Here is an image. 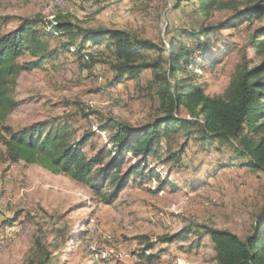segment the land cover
<instances>
[{
	"label": "rangeland",
	"instance_id": "obj_1",
	"mask_svg": "<svg viewBox=\"0 0 264 264\" xmlns=\"http://www.w3.org/2000/svg\"><path fill=\"white\" fill-rule=\"evenodd\" d=\"M246 1L221 0V7L200 15L194 2L175 10V0H0V17L11 19L1 32L15 29L19 18L42 17L52 22L60 16L84 29L123 30L163 49L182 30L226 21ZM262 24L221 30L212 38L216 59L212 67L196 54L188 70L197 74L205 95H222L243 50L253 65L260 63L262 55H256L247 43ZM63 41L52 39L49 48H58ZM99 53L87 69L80 67L84 62L73 53L61 52L41 69L20 72L12 91L18 105L5 124L21 129L52 119L67 122L73 143L86 133L91 135L82 150L92 157L104 145L110 146L111 131L98 130L106 119L133 128L155 121L162 111L154 88L148 89L152 73L143 72L137 79L108 88L113 56L105 50ZM144 58L153 61L159 54L145 52ZM29 60L27 54L18 58L19 63ZM178 115L189 118L183 109ZM183 141V136L170 134L161 140V147L178 151ZM222 149L203 153L198 143L189 141L176 164L148 158L158 178H130L110 205L66 175L11 162L0 144V264H39L42 260L46 264H147L139 258L145 241L156 243L145 252L159 255L152 264H215L205 238L192 250L187 248L193 236L170 245L157 243V239L199 225L229 231L241 240L252 234L264 207V172L238 164L218 168L229 157ZM159 155L164 156L163 149ZM129 166L125 158L122 171ZM159 179L168 183L162 190ZM103 186V191L112 193Z\"/></svg>",
	"mask_w": 264,
	"mask_h": 264
},
{
	"label": "trees",
	"instance_id": "obj_2",
	"mask_svg": "<svg viewBox=\"0 0 264 264\" xmlns=\"http://www.w3.org/2000/svg\"><path fill=\"white\" fill-rule=\"evenodd\" d=\"M193 2L200 15L223 4L221 0H175L174 9L180 10ZM10 21L0 17V144L11 162L21 161L53 174L66 175L89 187L102 202L110 205L130 178H158L157 168L147 163L148 158H159L162 164H176L189 141L198 143L203 153L211 149L220 153L225 149L229 157L223 164L218 163V168L238 164L253 172H264V0H247L242 10L235 9L226 21L216 26L182 30L180 36L163 49L123 30L84 29L60 16L52 22L42 17L19 18L15 29L1 32ZM252 22L263 23L248 37L247 43L256 55H262L260 63L253 65L243 50L222 95H205L197 74L188 70L195 64L196 54L207 66H214L212 38L227 27ZM55 38L64 41L58 48H49L50 40ZM103 50L113 56L110 64L113 76L108 88L137 79L143 72L152 73L148 89L154 88L162 111L155 121L133 128L106 119L98 130L111 131L110 146L104 145L92 157H87L82 150L91 135L86 133L73 143L67 122L52 119L21 129L5 124L8 114L18 105L12 91L20 72L41 69L45 62L61 52L73 53L84 62L80 67L87 69L92 67L94 56ZM149 51H155L159 58L147 61L144 53ZM25 54L30 60L19 63L18 58ZM183 74L187 75L181 77ZM180 109L185 110L189 118L179 117ZM170 134L184 138L178 151H172L169 146L161 147V140ZM162 149L163 157L159 155ZM125 158L130 166L123 172ZM104 184L113 190L112 193L103 191ZM166 184V180H160L158 189L162 190ZM190 236L195 239L187 250L198 248L205 238L212 247L215 264H264V207L255 219L252 234L244 240L229 231L199 225L162 235L157 243L170 245L188 240ZM145 243L139 258L152 264L159 255H146L145 252L152 250L156 243ZM39 264L46 263L42 260Z\"/></svg>",
	"mask_w": 264,
	"mask_h": 264
}]
</instances>
